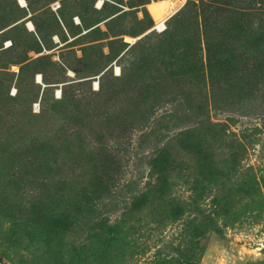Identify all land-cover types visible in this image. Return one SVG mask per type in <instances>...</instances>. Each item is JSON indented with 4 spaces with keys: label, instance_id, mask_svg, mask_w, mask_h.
<instances>
[{
    "label": "rangeland",
    "instance_id": "374dc122",
    "mask_svg": "<svg viewBox=\"0 0 264 264\" xmlns=\"http://www.w3.org/2000/svg\"><path fill=\"white\" fill-rule=\"evenodd\" d=\"M16 1L0 0V93L18 104L0 108V264H264V71H253L264 48V0H179L181 25L164 50L156 44L165 31L151 28L178 0H108L100 11L91 0H22L26 10ZM236 27L260 36L257 47ZM51 35L64 45L54 48ZM38 38L47 55L35 51ZM208 41L231 56V83L248 90L244 100L226 85L213 89ZM129 56L137 59L132 77L94 103L107 81L123 77ZM112 62L118 76L106 70ZM178 63L192 65L195 78L178 75ZM93 76L97 91L72 81ZM153 86L162 88L159 102L137 105ZM175 94L192 95L224 139L180 149L191 119L162 103ZM81 98L92 101L75 122L69 100ZM64 103L66 115L49 111ZM45 145L54 160L42 172L30 154ZM160 149L168 154L163 171L151 160Z\"/></svg>",
    "mask_w": 264,
    "mask_h": 264
},
{
    "label": "trees",
    "instance_id": "16d2710c",
    "mask_svg": "<svg viewBox=\"0 0 264 264\" xmlns=\"http://www.w3.org/2000/svg\"><path fill=\"white\" fill-rule=\"evenodd\" d=\"M94 1L95 0H91L90 5H91L92 9H94V7H93ZM106 3L107 2H104L101 5L100 9H98L96 11H100L105 6L109 5ZM16 4H17V1H16ZM184 4L186 6H188L189 3L186 2ZM184 4H183V6H184ZM189 8H190V6H189ZM21 9L26 10V6L21 7ZM113 10L116 12V15L123 13L121 10H117L114 7H113ZM51 13H52L51 16H52V19L54 20V22H56V24H58L59 27L62 28L63 25H62V22H61L59 13H58V7L54 11L51 10ZM176 13H174L165 22V29H164L165 32L163 34H161L159 37L160 43L156 44V47H158L159 49H162V50L168 49V47L172 44V38L174 37L175 32L178 30V28H180L181 19H179V17H181V16L179 14L176 15ZM71 18H70V22L72 23ZM169 25H170V28L166 31V28H168ZM43 27L44 26H42V28ZM24 28L27 32L33 33L35 35L36 32H34L33 27H32V29H33L32 31H28L26 29L25 23H24ZM230 28H231V26H230ZM236 28H237V30L240 31V35H238L240 40L245 41L246 37L250 38L251 39L250 47L251 48L257 47L258 42L261 41L260 36H258V37L247 36V34L243 31V29L241 27H239V29H238V27H236ZM51 36H50V40H51ZM185 39L186 38L182 39L183 45H185L184 44ZM39 40L40 39L38 38V43L40 44V46H39L40 48L39 47L35 48V51L40 52V54H42V55H47L44 53L46 50L44 47L41 46V43L39 42ZM33 42L35 43V41H33ZM52 44H53L54 48H59L53 42H52ZM63 45H64V42H63ZM36 46H37V44H36ZM191 47L192 46H190V48ZM205 49H206V53H207L206 66H207V69L209 70V72H208L209 78L211 79V84H213V89H216L218 87V84L226 85L228 87V89L229 88L233 89V94H235L237 96L236 100H240V101L244 100L248 95V90L245 87H243V85H238L235 88V85L233 83H231V80L235 79V77L236 78L238 77V74L236 73V70L234 68L235 66L231 60V56L228 53H226L227 51L225 52L224 50H222L220 53H216L212 41H208V44H206ZM262 51H264V48L260 50L258 57H257L258 58L257 64H255V66L253 67V71H257V73L264 71V58L261 56ZM130 56H129V59L126 60L127 67H125V70L123 71V74H124V75L122 74L123 77L121 76V78L118 79L117 83H112V81H107L106 88L103 91L104 93L103 94L101 93L99 96H97L96 98H98L97 99L98 101L94 102V103L101 105L102 104L101 102H103L107 96H111L113 93H115V91L122 90L123 87L121 85L126 84L129 81V79L133 75L134 66L137 63V59L132 58ZM90 57H91V55L89 56V55L85 54V58H84L85 62L91 61ZM46 61L48 64H51L49 62V59ZM185 61L187 63L191 62V60H189V58L186 59ZM170 64H173V66H174V64H176V62L174 60H172ZM109 65H108V68L106 70H109V72L112 74L111 68L109 67ZM169 67L171 69V66H169ZM173 69L176 70L177 74L181 75L182 77L186 76L189 79L195 78V76H193L194 67H192V65H185L182 63H178L177 65H175V67H173ZM67 70H69V69H67ZM174 70L172 71L171 75L175 77ZM69 71L72 73L73 76L75 75L73 71H71V70H69ZM65 73H64V75H65ZM91 78L92 77L85 78V79L75 78V79H72V81L74 83L81 82L84 80L88 81V87L90 89ZM239 79L241 80V78H239ZM43 84L46 87L48 86L46 83H43ZM98 85H99V77H98ZM155 86H153L151 89H148V88H147V90L145 89L140 94L139 102L137 105H140L143 108L147 107L150 110L153 109V107L156 105V103L159 102V100L157 99L158 98L157 96L159 94L158 90L162 89V88H155ZM42 89H44V88H42ZM98 89H99V87H98ZM2 93H0V108L7 109L12 105H15V106L18 105L15 100L8 98L7 96L4 95V93L3 94ZM52 96H53V94H52ZM91 101L92 100L85 99V98H81V100H79L77 102H73V101L69 100L70 106H71L72 111H73V113L71 114V118L73 119V121L78 122L79 119L82 118L81 110H85L90 105ZM162 103H167V104L173 105L175 107H179L181 115L183 117H185L186 119L187 118L189 120L191 119V125L188 126L190 128L183 129V131L179 133V137L176 140V143L178 144V147L180 149H182L184 151H188V152H195L197 149H199L201 146H204L205 144L210 145L211 143H214L217 140L224 139L225 132L223 130L222 125L207 123L205 121V117H204L205 114H204L203 106L201 104H198L194 100V97L192 95H190V94H188V95H186V94L170 95V96L164 98L162 100ZM66 104L67 103L51 104L49 106V111L51 113H57L59 115H66V110H65ZM97 104H96V106H98ZM92 109L94 111L96 110L95 108H92ZM30 110H31V107H30ZM142 112L145 113V111H142ZM150 115H151V113H150ZM118 120H119V118L115 119V121H118ZM37 152L41 153V154H39V156L37 154L36 155L30 154V160H32L31 162L34 163L36 166H38V171L41 170L43 172V171H45V167L47 165L46 160H54V158L51 156L52 151H51L49 146L45 145L42 147L39 146L37 149ZM111 159H112V157H111ZM41 160H43V161H41ZM106 160H107V158H106ZM151 160L154 161L152 164V167L154 169H156L158 171H160L162 169V171H163V169H164L163 166H164L166 160H168V154L163 149H160L159 152H157V154H155ZM30 169H31V171L34 170L32 167H30Z\"/></svg>",
    "mask_w": 264,
    "mask_h": 264
},
{
    "label": "built area",
    "instance_id": "2783aa9c",
    "mask_svg": "<svg viewBox=\"0 0 264 264\" xmlns=\"http://www.w3.org/2000/svg\"><path fill=\"white\" fill-rule=\"evenodd\" d=\"M104 2H110V1H108V0H95L94 3H93L94 9H96V10L100 9L101 5ZM177 2L179 4V5H177V8L174 9V11L172 10V12H170L168 15H165L159 22L154 23V25L151 28L152 31H155L156 33H160L162 31H164L166 20L169 19L178 10V8L180 7V4L182 5L181 1H180L181 3H179V0ZM17 4L20 7H25V5H24L22 0H17ZM57 7H58V4L54 3V4L51 5V10L54 11ZM71 20H72V23H74L75 25L79 24V21H78L76 16H73L71 18ZM25 27H26V29L28 31H32L33 30L32 26H31V24L29 22H27L25 24ZM51 40L57 47H61L63 45L62 42H59V40L57 39L56 35H52L51 36ZM8 45H9V42H4L3 43V48L7 47ZM44 53H46V52H44ZM109 67L111 68V72H112L113 76H118L119 75V68H118V66H116L115 62L110 63ZM67 75L68 76H72V73L71 72H67ZM98 77L99 76H94V77L91 78L90 89L92 91H97V89H98ZM33 80H34V82L36 84L40 85L41 87H44V85L41 83L39 75H35ZM14 93H15V90L13 88H11L9 90V95H14ZM59 96H60V90L59 89H54L53 90L54 99H58ZM38 109H39V99L36 102H33L31 104V111L33 113L38 112Z\"/></svg>",
    "mask_w": 264,
    "mask_h": 264
},
{
    "label": "crops",
    "instance_id": "0c3cea01",
    "mask_svg": "<svg viewBox=\"0 0 264 264\" xmlns=\"http://www.w3.org/2000/svg\"><path fill=\"white\" fill-rule=\"evenodd\" d=\"M74 24V23H73ZM75 25V24H74Z\"/></svg>",
    "mask_w": 264,
    "mask_h": 264
}]
</instances>
